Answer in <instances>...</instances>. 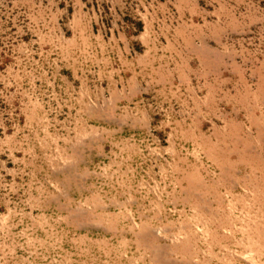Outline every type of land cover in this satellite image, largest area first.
<instances>
[{"label":"rangeland","instance_id":"374dc122","mask_svg":"<svg viewBox=\"0 0 264 264\" xmlns=\"http://www.w3.org/2000/svg\"><path fill=\"white\" fill-rule=\"evenodd\" d=\"M0 264H264V0H0Z\"/></svg>","mask_w":264,"mask_h":264}]
</instances>
